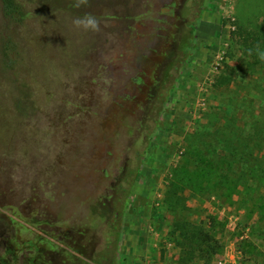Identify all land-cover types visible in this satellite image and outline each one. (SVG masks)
I'll return each mask as SVG.
<instances>
[{
	"label": "rangeland",
	"instance_id": "1",
	"mask_svg": "<svg viewBox=\"0 0 264 264\" xmlns=\"http://www.w3.org/2000/svg\"><path fill=\"white\" fill-rule=\"evenodd\" d=\"M239 2L89 0L27 20L6 75L37 109L23 122L0 100V264L143 262L131 226L163 231L150 264H181L183 220L221 242L189 264H264V66L234 35ZM85 13L100 31L74 27ZM119 165L136 171L125 201Z\"/></svg>",
	"mask_w": 264,
	"mask_h": 264
},
{
	"label": "trees",
	"instance_id": "2",
	"mask_svg": "<svg viewBox=\"0 0 264 264\" xmlns=\"http://www.w3.org/2000/svg\"><path fill=\"white\" fill-rule=\"evenodd\" d=\"M60 2L61 4H59ZM74 2L75 0H66L63 3L61 0H0V100L3 102L11 95L12 112L14 111L21 121L27 120L35 114L36 95L33 88L22 78L15 76L12 81L6 73L14 71L15 65L22 59L21 51L28 47V42L25 40L30 28L27 20L34 18L35 21L41 13L46 14L49 11L57 13L58 11L74 10ZM250 9L252 13H250ZM261 17H263L262 21H260ZM237 33L242 38L241 45L245 47V51L249 53V49H252L251 56L255 62L264 66V60H260L255 52L257 45L261 50H264V0H240L237 32L234 31V35ZM149 97L153 101L156 114L152 117L149 115L148 118L156 123L157 116L166 101L167 92H161L160 95L156 92V97L151 93ZM138 122L140 127L146 123L144 119ZM117 169L120 180L128 183L127 186L119 183L117 186V192L123 193L121 197L125 201L136 171L130 169L129 166L120 165ZM171 233L174 236L177 234L174 238L178 241L183 252L179 260L181 264H189L193 260L201 258L207 261L221 247V242L208 230L202 226L194 225L188 220L178 222ZM117 240L119 242V238ZM115 254V251L105 250L98 254L97 261L100 264H115Z\"/></svg>",
	"mask_w": 264,
	"mask_h": 264
},
{
	"label": "crops",
	"instance_id": "3",
	"mask_svg": "<svg viewBox=\"0 0 264 264\" xmlns=\"http://www.w3.org/2000/svg\"><path fill=\"white\" fill-rule=\"evenodd\" d=\"M130 228L136 229L138 233L132 236L128 234L132 237V240H126V243L129 244L131 243V246H128L129 248L127 250L128 251L131 250L133 252L138 251L140 252L141 255H143V257H145V258H140V259H145V261L141 262L140 260H136V264H150L152 260L149 259L147 253L156 251V249L162 247L158 244V242H159V238L162 237V235H164L163 231L159 230L158 232H153L152 234H150L147 230H140L139 226H131ZM130 228L128 230L132 231ZM168 262L169 261L167 257L162 259L160 256V263L171 264Z\"/></svg>",
	"mask_w": 264,
	"mask_h": 264
},
{
	"label": "clouds",
	"instance_id": "4",
	"mask_svg": "<svg viewBox=\"0 0 264 264\" xmlns=\"http://www.w3.org/2000/svg\"><path fill=\"white\" fill-rule=\"evenodd\" d=\"M89 0H75L73 6L80 8L81 6L88 5ZM72 24L77 29H83L85 31H100V22L98 18L92 13H85L83 16H78L73 19ZM256 55L260 60H264V50H261L260 46L257 45L255 48ZM252 54V49H249V55Z\"/></svg>",
	"mask_w": 264,
	"mask_h": 264
},
{
	"label": "built area",
	"instance_id": "5",
	"mask_svg": "<svg viewBox=\"0 0 264 264\" xmlns=\"http://www.w3.org/2000/svg\"><path fill=\"white\" fill-rule=\"evenodd\" d=\"M233 263H235V261L234 262L228 261L226 257H221L215 262V264H233Z\"/></svg>",
	"mask_w": 264,
	"mask_h": 264
},
{
	"label": "flooded vegetation",
	"instance_id": "6",
	"mask_svg": "<svg viewBox=\"0 0 264 264\" xmlns=\"http://www.w3.org/2000/svg\"><path fill=\"white\" fill-rule=\"evenodd\" d=\"M183 5H184V4H183ZM179 12H180L179 10H175V11H173V13H175V14H176V13H179Z\"/></svg>",
	"mask_w": 264,
	"mask_h": 264
}]
</instances>
